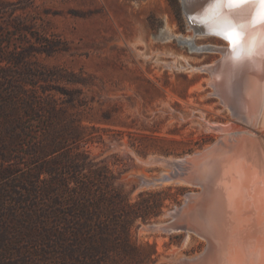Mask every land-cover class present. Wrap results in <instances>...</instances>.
I'll return each instance as SVG.
<instances>
[{"label": "rangeland", "instance_id": "374dc122", "mask_svg": "<svg viewBox=\"0 0 264 264\" xmlns=\"http://www.w3.org/2000/svg\"><path fill=\"white\" fill-rule=\"evenodd\" d=\"M192 3L0 0V52L23 53L30 65L57 68L61 78L43 83L61 102L66 92H75L70 109L85 110L80 144L109 166L128 202L151 191L155 203L161 204L154 218L132 226L131 240L150 253L144 264H177L180 255L200 253L205 245L195 235L187 237L186 231L154 228L173 220L172 212L183 206L187 195L199 191L177 178H160L176 168L167 161L214 143L219 131L212 125L233 122L249 127L213 95L209 74L195 68L220 56L195 51V46H226L227 41L194 26L186 10ZM166 28L170 37L163 38ZM186 36L192 39L183 42ZM261 119L262 114L249 129L264 146Z\"/></svg>", "mask_w": 264, "mask_h": 264}, {"label": "trees", "instance_id": "16d2710c", "mask_svg": "<svg viewBox=\"0 0 264 264\" xmlns=\"http://www.w3.org/2000/svg\"><path fill=\"white\" fill-rule=\"evenodd\" d=\"M0 54V264L148 263L131 230L159 214L154 192L128 202L109 166L80 144L75 92L61 102L43 83L61 78L57 68Z\"/></svg>", "mask_w": 264, "mask_h": 264}, {"label": "bare ground", "instance_id": "6f19581e", "mask_svg": "<svg viewBox=\"0 0 264 264\" xmlns=\"http://www.w3.org/2000/svg\"><path fill=\"white\" fill-rule=\"evenodd\" d=\"M191 6L186 10L195 27L227 41L226 46H195V51L220 54L212 64L195 68L209 74L213 95L235 119L252 128L262 114L264 124V3L193 0ZM225 34L233 35L235 42ZM161 36L170 37V31L163 29ZM191 39L186 36L182 41ZM212 127L219 131L214 143L167 161L176 168L160 178H177L199 191L187 195L172 213L173 220L154 228L186 231L187 237L203 239L200 253L180 255L177 264H264V146L249 127L233 122Z\"/></svg>", "mask_w": 264, "mask_h": 264}, {"label": "snow or ice", "instance_id": "6c2138e0", "mask_svg": "<svg viewBox=\"0 0 264 264\" xmlns=\"http://www.w3.org/2000/svg\"><path fill=\"white\" fill-rule=\"evenodd\" d=\"M233 2H240V0H233ZM261 3H264V0H260ZM238 37V34H237ZM224 38L228 39L230 43H234L235 42V38L233 37V35L230 34H225Z\"/></svg>", "mask_w": 264, "mask_h": 264}, {"label": "water", "instance_id": "95a60500", "mask_svg": "<svg viewBox=\"0 0 264 264\" xmlns=\"http://www.w3.org/2000/svg\"><path fill=\"white\" fill-rule=\"evenodd\" d=\"M181 208V207H180ZM173 213V212H172Z\"/></svg>", "mask_w": 264, "mask_h": 264}]
</instances>
